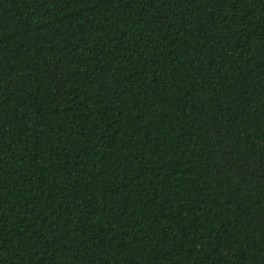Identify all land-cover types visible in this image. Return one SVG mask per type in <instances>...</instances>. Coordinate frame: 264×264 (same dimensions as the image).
<instances>
[{"label":"trees","instance_id":"trees-1","mask_svg":"<svg viewBox=\"0 0 264 264\" xmlns=\"http://www.w3.org/2000/svg\"><path fill=\"white\" fill-rule=\"evenodd\" d=\"M0 264H264V0H0Z\"/></svg>","mask_w":264,"mask_h":264}]
</instances>
